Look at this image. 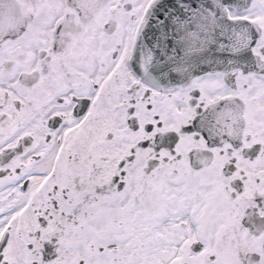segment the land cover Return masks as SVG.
I'll list each match as a JSON object with an SVG mask.
<instances>
[{
    "label": "snow or ice",
    "instance_id": "snow-or-ice-1",
    "mask_svg": "<svg viewBox=\"0 0 264 264\" xmlns=\"http://www.w3.org/2000/svg\"><path fill=\"white\" fill-rule=\"evenodd\" d=\"M0 264H264V0H0Z\"/></svg>",
    "mask_w": 264,
    "mask_h": 264
}]
</instances>
